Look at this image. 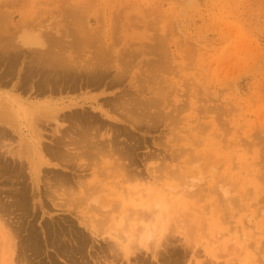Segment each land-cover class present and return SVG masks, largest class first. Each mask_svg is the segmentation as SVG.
Segmentation results:
<instances>
[{
  "label": "rangeland",
  "instance_id": "obj_1",
  "mask_svg": "<svg viewBox=\"0 0 264 264\" xmlns=\"http://www.w3.org/2000/svg\"><path fill=\"white\" fill-rule=\"evenodd\" d=\"M28 30L44 45L23 47ZM49 39H60V56H73L71 66L112 68L99 83L106 89L85 86L65 100L105 93L102 101L119 99L132 109L138 124L106 106L114 120L101 133L108 143L120 129V148L131 146L136 165L116 156L80 162L72 171L48 156L36 211L29 207L21 222L24 238L0 217V264H264V0H0V76L17 72L0 86L6 94L0 116L13 115L24 136L4 127L10 137L4 144L24 156L36 153L30 139L42 106L63 101V93L9 90L19 71L57 61L58 48L43 55ZM122 70L128 77L118 84ZM139 99L150 107L141 108ZM53 128L45 129L50 136L43 142L56 151ZM27 159L21 162L31 203L38 190ZM65 179L73 197L52 185ZM77 180L99 187L90 193L94 202L80 194ZM80 198L86 199L80 210L59 207ZM148 232L152 240L144 246ZM76 237L86 240L79 254ZM3 245L11 249L5 258Z\"/></svg>",
  "mask_w": 264,
  "mask_h": 264
},
{
  "label": "bare ground",
  "instance_id": "obj_2",
  "mask_svg": "<svg viewBox=\"0 0 264 264\" xmlns=\"http://www.w3.org/2000/svg\"><path fill=\"white\" fill-rule=\"evenodd\" d=\"M74 26H75V24H74ZM21 43H22L23 47H25L27 45H33V46L34 45H39V46L44 45L42 43V40L40 37H38L34 34H31V33H24L23 36L21 37ZM47 43H48V48H47L48 51H45L43 55H45L47 53H49V55H50L49 51H51V53H52V50H56V48H58L57 52L59 53V56L54 57V58H57V61H56V59L54 60V59L50 58V60L47 59L48 61L44 62L45 66H42L43 64L41 65L43 67L41 69L37 70V68H38L37 67L35 70L33 68L35 66H33L27 70H24L23 72L19 71L18 72L19 75H17V80H19V81L12 83L13 84L12 88L9 90V92L11 94H14V95L19 93L21 90H22V92H26V90H28L29 92L32 93V94L30 93L31 96H36V97L48 96V95L53 96L56 93L57 94L63 93V95H61V98L63 101H58V103H56L55 100L54 101L51 100V103H50L51 106H48V105L42 106L43 107L42 108L43 113L41 115L44 117L48 116L46 121L41 120L42 116L34 119L36 132L34 133V136L30 139L31 142L33 144H35V146H36V153L33 151V153H34L33 156H30V155L24 156L18 152H13L7 145L4 144V140H7L10 138L9 134H8V130H4V127H6L7 129H11V130L15 131L19 136H21V138L23 140H24V136L22 134L21 123L19 121H17V119L14 118L13 115L11 116L10 113L7 114L6 111L4 110L5 113L4 112L1 113L2 115L0 116V217L6 218V220L8 222L11 221L13 223V224H11V225H13V228H12L13 232L16 233V238H19L20 240L22 238V233H23V226H22L23 223L21 224L22 220H24L23 218L28 217V214H30V213H28L30 210L29 207H31L34 210L36 209L34 207H37V205L34 203L32 206V202H34L37 195L40 194V190H41L40 184H41L42 179H43V178H41L40 174L42 172V168L45 165L49 164L48 162L45 163L46 162L45 159L48 156L52 160H57L59 162V164H61L62 166L72 168V171L76 170V166H79L80 168L84 166L83 164L78 165V163H80V162H85V163H88V165H89V164L94 163L96 160L99 161L101 158H110L111 157V159H113L116 156L121 158V159L118 158L119 160H123V159L124 160L128 159V161L130 160L131 162H129V163H130L131 167L136 165V163L134 162L135 160L132 159L134 152L133 153L131 152L132 151L131 146H129L131 148V150L129 147H128V149L125 148L124 150H121V148H120L121 142L119 139H117L118 135L120 134L118 132L120 129L116 128L114 135L112 137L111 136L108 137L110 141L105 139V141L106 140L109 141L108 143L106 142L107 144L102 140V137H104L105 135L101 133L103 128L106 126V124H105L106 121H111V119L114 120L113 118H111L109 116L108 113H106L107 111L104 110V108L106 106H108V105L112 106V109L115 113H120V116H121V114H123V116H125L126 118H129V120L131 119L133 121V119L135 118L136 115L134 116V118H131L135 114L132 109L123 108L124 102L122 103V100L120 101L119 99L117 101H115V100L112 101V103H108L106 100H105V102L102 101V100H104V95H105L104 92H103L104 94L102 93L103 95H99V96L95 95V96L90 97V98L82 96L80 98H76V99H72V100H65L67 98V96L69 94H71L72 91L74 92L78 88H79V90H83L85 86H86V89L87 88L91 89V88H94L97 86L98 89L99 88L101 89V87L104 85H99V83L103 79H107L109 76L112 75L111 74L112 68L108 67L109 65H106V64H103V65L98 64L100 66H96V64L98 63L96 61L97 62L95 64L96 67H93L92 69H90V67L84 66V68L85 67L86 68L84 70H81V68L78 65L75 66L76 64L75 65L73 64L72 66L70 65V63L68 64V62H69L68 60H73V58H74L73 56H69L68 58L64 57V56H66L64 54H62L60 56V53L64 51V48L62 47L60 39L59 40L49 39L47 41ZM54 53L55 52H53L52 54H54ZM5 55L7 56V54H5ZM43 55H41V56H43ZM46 56H48V55H46ZM50 56H52V55H50ZM53 56H55V55H53ZM81 56H82V54H81ZM78 58H80V57H78ZM98 58H100V57H98ZM4 59H6V58H4ZM100 60L101 59H99V63H100ZM105 63H107V62H105ZM82 72L85 73L84 76H83ZM124 72H126V71H124ZM15 73H17V72H14V69L7 72L8 80L6 79V77L0 76V86H3V87L7 86V84L9 83V80H10L9 78L10 77L12 78V75ZM121 73H122V75H119L120 78H118L119 79L118 84H119V82H122L124 80V77L126 79L128 77L127 75H126L127 77L124 76L125 73H123V70ZM25 75H27V79L25 81L21 82V80H22L21 78L24 77ZM117 76H118V74H117ZM83 77H87V79L84 78L86 81H84L81 85L78 84L79 83L78 80H82ZM28 79H36V80H38V84L31 85V83L28 81ZM114 79H116V78H114ZM108 85L109 84L107 83V85L104 86V89H106L108 87ZM112 85H114V84H112ZM139 91L142 92L143 90L142 91L139 90ZM14 95H12V97H14ZM1 96H6V94L3 93L2 89H0V103H1L0 106L4 105L3 107L6 108V104H4L6 101L4 102V100L2 99ZM125 98H126V94H125ZM131 100H132L131 101L132 102L131 107L134 108L132 105L137 100H135V99H131ZM110 101L111 100H109V102ZM139 102L145 103L143 100L140 101V99H139ZM148 102H150V101H148ZM140 103H137L134 105L139 106L138 104H140ZM143 103H141L140 106L141 105L143 106L144 105ZM125 104H126V102H125ZM148 104L146 103V105H148ZM126 105L128 106V104H126ZM146 105H144V106H146ZM150 105H151V103L149 104V107H150ZM154 105H155V103H154ZM142 106H141V108H142ZM149 107H148V110H149ZM157 107H158V105H157ZM151 108L153 109L154 107L152 106ZM145 109H146V107H145ZM144 111H146V110H144ZM50 112H52V113H50ZM143 112H141V113H143ZM45 113H48V114L45 115ZM96 114H99L101 118L97 117ZM137 115H139V114H137ZM102 117H103L104 121L102 120ZM146 118H148V117H146ZM42 119H43V117H42ZM153 119H154V117H153ZM141 120L142 119H140L139 122ZM139 122H138V118L134 119V123L138 124ZM113 123H115V122H113ZM50 125H55V128H53V133H54L53 138H55L56 144H54V145L57 146V148L59 149L56 151L54 149H51L49 145H48L49 148H47V146L44 145V142H43L46 140V136H48V135L50 136V134H48L45 130V129H48L50 127ZM111 126H108V127H111ZM116 130H117V132H116ZM126 134H127V132H126ZM2 145H3V147H2ZM130 145H131V143H130ZM51 147H53V146H51ZM133 151H135V150H133ZM20 156H22V157L19 158ZM24 157L28 158L26 163L29 165V167H31L29 177L32 181V184H33L35 190H38V192L33 191L34 194H33L32 198H30L31 196L29 197L30 199H32L31 203H30V200L27 199V197H26V194H27L26 189L29 190V188L27 187L28 184L24 180V178H26V177L24 176V172L22 171L23 167H26V166H24V165H26L25 161L21 162V159L22 158L24 159ZM89 168H92V167L89 166ZM132 171L133 170H131L130 172H132ZM22 178H23V180H22ZM93 182H82L80 180L76 181V187H77V189L80 190V194L83 195L84 193H86L89 196L88 202L91 200L94 202L95 198H94V196H91L90 193L98 191V189H99V187L96 186V184L94 185ZM53 183L54 184H52V185H54L57 188H64L65 190H66V188H68V190L65 191V194L73 197L74 193L73 194L70 193L73 187L70 186L71 182L69 180L65 179L64 182L62 180H59V181L53 182ZM188 189H190V188L185 187L182 190H188ZM47 196H48V198L52 199L51 196H49V195H47ZM80 200H81V202L78 199H74L69 204H66L65 206H59V207L60 208L64 207L63 209H66L68 207L69 209H74V211H77V210H80L83 207V205L86 203V199L80 198ZM107 205L109 206L110 204H107ZM92 222H93V220L89 219V223H90L89 227L93 226V228H94V225ZM70 224H72V223H70ZM61 229H63V228H61ZM65 232H67V231H65ZM31 233L34 234V232H31ZM74 234H75V232H74ZM137 235H138V237L141 238L143 236V233H139ZM29 236L32 237V234H30ZM78 237H79V235H78ZM83 238L85 240V237H83ZM32 239L30 238L31 243H32ZM34 239H35V242H34L35 243V249L34 250L36 253V251H37L36 247H38L39 245H38V241H37L35 236H34ZM72 239L75 243H77L76 248L79 251L77 254L81 253V250L84 247V246H82V244H83V242L85 243L86 240L85 241L80 240L78 242L77 237L72 238ZM14 240H16L14 237H11L8 240V243L10 244V245H8L9 247L10 246L13 247V245L16 244L13 242ZM146 240H147V242L143 243L144 246H145V244H146V246H148L149 242H151V240H152L151 232H148ZM24 241H25V239H24ZM28 245L27 246L24 245V247L27 249ZM3 246H4V250L1 252V256L3 258H5L6 255L11 252V249L9 247H6V245H3ZM31 250H32V246H31ZM15 259L20 260V255L16 256Z\"/></svg>",
  "mask_w": 264,
  "mask_h": 264
},
{
  "label": "crops",
  "instance_id": "obj_3",
  "mask_svg": "<svg viewBox=\"0 0 264 264\" xmlns=\"http://www.w3.org/2000/svg\"><path fill=\"white\" fill-rule=\"evenodd\" d=\"M27 32H30L31 33V31L30 30H28ZM32 34V33H31ZM36 34V33H35ZM37 36V35H36ZM25 47H30V48H37V47H39L38 45H27V46H25Z\"/></svg>",
  "mask_w": 264,
  "mask_h": 264
}]
</instances>
